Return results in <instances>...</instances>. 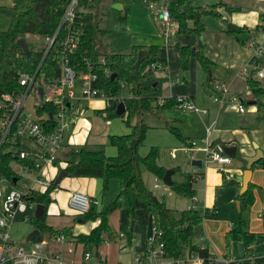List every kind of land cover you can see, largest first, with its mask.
Here are the masks:
<instances>
[{
    "label": "trees",
    "instance_id": "trees-1",
    "mask_svg": "<svg viewBox=\"0 0 264 264\" xmlns=\"http://www.w3.org/2000/svg\"><path fill=\"white\" fill-rule=\"evenodd\" d=\"M102 1L79 0L77 12L81 31L78 42L70 55V61L77 73L88 70L96 71L98 74L97 85L103 87L113 97L118 94L121 80L130 86L129 94L122 97L125 105L123 112L116 113V103L95 108L94 112L101 114L106 119L112 115H119L128 126L132 127V131L108 134V143L115 147L114 154H107L102 143L63 142L61 144L54 164L62 162L63 165L43 190L32 191L28 195V199L45 205L38 215L32 212L26 217V220L39 230V234L31 241L42 240L44 235L53 236L60 232L66 235L71 234L69 227L54 228L45 222L46 208L51 202L52 192L57 186L56 177L59 170L63 169L64 176L100 178L102 192L108 189L112 178H117L119 182L116 195L109 200L104 209L99 208L97 204H92L88 211L79 214L84 220L99 218L98 224L92 227L88 233L80 232L74 235L77 241L83 243L84 251L89 250L88 246L91 245L93 251L98 252L101 243L114 237L115 231L109 224L108 216L116 209H124L127 213V220L120 222L118 229L126 234L129 241L132 236L131 220L135 219L136 210L141 209L145 218H152L154 235L164 243L166 256L175 258L183 255L186 251L194 250L207 260L211 254L207 247L195 242L193 229L204 217L212 216L214 212H210L208 208L200 211L193 206L180 210L171 207L154 193L143 179L144 170L152 172L159 178H162L166 170V167L157 161L159 149L156 145H151L145 154H141L139 151L149 128V124L143 120V114L150 113L160 117L164 115L165 110L179 107L176 94L163 96L160 101L157 96L152 94V85L144 83V80L155 68L165 66L167 61L159 55L160 46L157 44H133L127 52L107 50L101 39V36L106 33V29L99 25ZM67 2L68 0H12L10 4H0V12L9 18L8 26L5 29H0V96L4 93L21 94L24 86L19 82L20 75L23 72L34 75L36 96L33 107L35 115L49 129L54 124L51 113L56 112L58 104L47 96L53 95L57 84L56 78L59 75V64L54 57L52 48L44 53V45L33 48L26 42L28 47L24 49L17 41L19 38L25 39V35L29 33L39 35L52 33ZM218 3L222 4L227 12L239 8L221 2L205 6L195 3V0H170L167 8L170 20L177 24L178 34L199 36L205 30L202 21L203 14H211L226 23L228 22L227 17L215 9ZM244 28L240 26L242 31H245ZM226 31L235 35L241 43H245L247 40L240 39L239 33L236 31ZM173 46L178 53L179 64L183 69H187L191 56L198 59L203 69L212 68L214 61L200 48L182 44L179 41H176ZM141 48L147 49L148 52L138 58V50ZM100 57H103V61L100 60ZM105 69L109 73H106ZM255 72L256 70L252 68L246 76V82L251 90V101L256 105L257 112L264 113V85L255 76ZM112 73H114L113 77ZM38 86H42L44 90L42 99L39 97ZM205 89L210 93L215 91L212 79L207 78ZM78 105L79 100L77 104L74 103L70 107L68 118L77 114ZM180 120L177 117H166L165 124L183 144H189L190 138L183 136L177 125ZM1 137L0 129V177H4L14 184L13 179H18L21 175L14 169L13 161L19 163L21 167H29L30 170L35 166L31 159L16 156L21 140L19 136H15L10 131L3 140ZM257 164L264 168V154L253 164V167ZM141 165L144 166V169H141ZM172 167L175 170L174 173L181 171L179 165ZM199 174V171L184 172L182 178H172L169 187L178 195L193 197L196 193L194 182ZM253 186L254 184L250 181L247 190L236 196L240 200L237 225L228 228L224 233V238L227 248L232 240L241 241L250 264H264V255H254L252 252V244L258 233L247 228L243 216L247 206L254 200ZM260 216L262 217L261 232L264 234V211L260 213ZM41 264H45V262Z\"/></svg>",
    "mask_w": 264,
    "mask_h": 264
},
{
    "label": "rangeland",
    "instance_id": "rangeland-1",
    "mask_svg": "<svg viewBox=\"0 0 264 264\" xmlns=\"http://www.w3.org/2000/svg\"><path fill=\"white\" fill-rule=\"evenodd\" d=\"M170 0H103L101 2V17L99 20L100 27L106 29V33L101 36V39L105 43L107 50H114V51H123L127 52L131 49L133 44H157L160 46L159 55L164 57L167 61L165 66L157 67L155 70L149 74V76L144 80L145 84L152 85V94L157 96L160 100L163 96L170 95L171 92L178 93V94H192L194 95V100L196 101L197 105L205 106L207 103L213 101L212 98L209 96L207 90L205 89V84L207 82V78L209 76L208 69H203L195 56H191L188 60L187 69H183L179 64V56L174 48L173 44L176 41H179L182 44H187L189 42V37L193 38V35L190 34H178L177 33V24L175 23V29L170 28L167 30L165 34V25L161 23V20L158 18H154L155 15L159 12L161 7H167ZM213 0H195V3L200 5H209ZM245 1V0H244ZM12 0H0V4H10ZM117 2L120 4V8L115 7L114 3ZM247 2V0H246ZM152 5V6H151ZM218 3L215 6V9L218 10ZM153 8H151V7ZM220 11V10H218ZM228 15L225 12V16ZM124 16V17H122ZM202 21L205 26V30L202 33H206V35H212L214 29L217 25L222 22L220 18L211 14H203ZM9 18L5 14L0 12V29H5L8 26ZM174 29V30H173ZM176 30V31H175ZM254 36L256 38H264V32L262 30L255 31ZM200 37V36H199ZM26 42L29 46L33 48H39L44 44V39L42 35L39 34H26L25 35ZM202 50V49H201ZM203 51V50H202ZM148 50L145 48H141L138 50V58H141L145 54H147ZM185 71H188L189 76L185 78ZM250 69L247 74L250 73ZM213 78L215 80H228L231 78L230 72L224 68V66L217 64L216 68H214ZM246 75V74H245ZM245 75H241L239 79L236 80L237 86L232 85L234 88L230 90L233 92L238 93L241 92L245 95L246 98H251V93L246 94L242 91L247 90L246 82L244 80ZM264 81V78H262ZM230 81V80H229ZM155 83V85H153ZM226 83V84H227ZM262 83V82H261ZM75 93L78 95L79 93V86L75 84L73 86ZM240 89V90H238ZM129 94V89L126 83H123L118 91V94L115 97H107L104 95L95 96V97H81L79 99V105L77 106V118L76 124L79 122L81 118H86L90 120V128L87 130L89 132V139L88 144H95V143H102L105 146V150L107 154H114L115 147L108 143V134L109 133H124L132 131V127L128 126L123 118L119 115H112L109 118H103L101 114L94 112L95 108H102L108 105V103H117L122 100L123 96H127ZM47 95V94H46ZM36 91L32 89L27 97L25 102V107L28 110H34L33 103L35 101ZM264 98V97H263ZM73 102L77 104V98H73ZM252 104H245L246 112L243 114L237 113L236 111L232 110L229 114V122L239 124V122H247L249 124L248 131H251L255 134L256 139H251L250 144L253 145L254 143L258 144V140L264 139V116L262 113H258L256 108H251ZM221 110L218 112L217 119L218 125L221 124L220 119ZM164 116V117H163ZM158 117L157 115H153L150 113L143 114V120L149 124V128L146 132V137L143 144L140 146L139 151L141 154H145L151 145H156L159 149L157 161L158 163L166 166V168L171 167L172 165H179L181 168L180 172L173 173L172 178H182V174L184 172H192L191 169L193 165L191 163V151H183L178 149L177 151L173 152V148L182 146L183 143L180 139L173 134L165 124L166 117H177L181 120L177 122L179 126L180 132L183 136H188L189 138L198 139L201 137V134L204 133L205 123L204 118L205 115H198L194 112L182 110L181 108H174V109H167L164 111V115ZM212 118V117H211ZM214 118V117H213ZM226 121V120H225ZM230 125V124H229ZM70 127H72L70 125ZM69 127V129H70ZM85 128L86 125H85ZM68 130L65 131L64 140L66 141V136L69 132ZM71 132V131H70ZM67 133V134H66ZM103 135L106 136V141H91L90 138H98L102 137ZM90 140V141H89ZM91 142V143H90ZM254 146V145H253ZM259 146V145H258ZM20 149L25 150L29 156H33L40 160L38 155V147L37 145L27 137L21 138L20 141ZM194 154L198 157L202 156L201 152H194ZM245 153H241L237 151L234 155H231L232 161H245L242 157ZM14 169H16L19 174L21 175L17 181V185L26 184V185H34L33 178L37 175L38 171L34 168L31 171L21 167L16 161L12 162ZM63 165L62 162H59L57 165L51 166L46 162H42V169L41 174L44 178L50 179L55 174V169L60 168ZM206 162L203 161L201 165V170H204ZM257 167H261L259 164L256 165ZM29 169V167H27ZM221 173V171H219ZM143 179L145 184L153 190L154 193L159 195L160 198L164 199V201L172 207H176L179 210L182 207L189 205L190 197L182 196L176 194L171 188V193H168L169 190L167 188V184L162 181V178H159L152 172L148 170L143 171ZM155 181L161 182V187L167 189L164 195L159 194V190L153 187V183ZM33 182V183H32ZM196 182V181H195ZM194 182V186H196ZM38 184V183H36ZM4 186V185H3ZM38 187L43 188V185H38ZM119 189V182L117 178H112L109 182V187L107 190L102 192L100 196V205L101 209H104L109 200L113 198ZM240 191V187L238 188ZM54 202V200H51ZM178 204V205H176ZM235 202L232 204V208L229 213H222L220 212L217 215L211 216L210 219H216L218 224L222 225V228H228L225 224V221H231L234 225L237 224L238 220V213L236 212L235 208L233 207ZM252 205V204H251ZM251 205L249 204L246 210L243 213L245 220H247L250 212H251ZM67 206L71 208L67 202ZM200 211H203L202 207H199ZM260 209H257V212ZM123 212L121 209L113 210L109 216V224L114 229L115 234L118 235L119 229V219L122 216ZM25 214L17 212L13 223L15 222L16 225L21 223L25 220ZM257 214V213H256ZM137 224H139V228L141 231L145 232L148 228L146 224V220L144 218L142 210H138L137 213ZM259 217V216H258ZM136 218V217H135ZM151 218V217H150ZM260 218H262L260 216ZM209 219V218H208ZM206 220V230L208 233H214L215 230L210 227V223L212 220ZM152 220V218H151ZM12 223V224H13ZM216 223V226L218 224ZM203 228L202 220L194 226V240L198 241L199 234L201 233V229ZM219 233V230L216 232ZM12 236V235H11ZM220 236V235H219ZM132 246L138 243V239L132 234ZM17 244H21L22 239L19 237H13ZM121 241L117 240L114 241L113 239L110 240L104 246V250L107 252L108 255V264H114L117 255H119V247L118 245H122ZM135 241V242H134ZM137 241V242H136ZM122 243V244H121ZM128 248L130 245L127 244ZM222 247H224V241L222 242ZM229 249H227L228 251ZM247 255V254H246ZM95 252H92V260L95 259ZM127 260V258H126ZM124 262V260H123ZM122 262V263H123ZM244 264H248L247 261H243ZM105 264V263H103ZM119 264V262L117 263Z\"/></svg>",
    "mask_w": 264,
    "mask_h": 264
},
{
    "label": "crops",
    "instance_id": "crops-1",
    "mask_svg": "<svg viewBox=\"0 0 264 264\" xmlns=\"http://www.w3.org/2000/svg\"><path fill=\"white\" fill-rule=\"evenodd\" d=\"M221 2L229 6H237L239 7L236 10L231 12H227L224 9V6L220 4L218 6V10H220L225 16V12L228 13L226 15L228 21L234 22V24L238 26L245 27L244 30L249 33V38L245 43H241L235 35L228 33L226 30V22L220 21L217 27L214 29L212 35H206V33H202L199 36H194L193 38L189 37V42L187 44L200 48L203 52L214 61L212 68H210V76L209 79H212V82H218L219 80H215L213 78V70L216 68L217 64L224 66L227 72H230L231 78L228 80H221L220 82L227 83L231 88H234L232 85L237 86L236 80L241 78V75H245L244 80L246 82V76L249 69H252V66H248V62L256 58L258 63V67H264V64L261 62V55L264 53V38H256L254 36L255 31L261 30L260 27L264 22V0H213L211 3ZM151 7V6H150ZM153 8V7H151ZM154 9V8H153ZM175 23L169 27L170 30L172 28L175 29ZM168 28V29H169ZM173 29V30H174ZM176 31V30H175ZM178 33V32H177ZM180 42V38H179ZM162 56V55H161ZM247 64V65H246ZM246 65V71H243V66ZM189 74V73H188ZM264 85V81L262 78L264 76L255 75ZM185 78H187L185 76ZM246 88L248 89V85L246 82ZM240 90V89H238ZM241 91V90H240ZM246 90L242 91L243 93ZM238 93L242 94L238 91ZM171 94H178L171 92ZM210 96V92H208ZM192 95V94H189ZM194 98V95H192ZM251 98H246L244 100L245 104H252L251 108H256V105L253 103H249ZM208 108V114L205 115L204 121L215 119L214 127H213V137L216 140H220L224 144L236 145V152L239 151L245 154H253L255 148L250 144L251 139H256L255 134L251 131H248L249 124L247 122H239V124L229 122V114L232 110L237 113L243 114L244 112H239L225 104H220L215 101H211L205 105ZM221 110L220 119L221 124L218 125L217 115ZM212 117V118H211ZM77 118V117H76ZM226 120V121H225ZM230 124V125H229ZM85 125L87 128H85ZM90 120L86 118H81L79 122L76 124L75 122L71 125L69 132L66 136V141L69 143H88L89 132L87 130L90 128ZM71 131V132H70ZM205 133V129H204ZM202 133L201 136L204 134ZM91 141H101L104 143L106 141V136L95 140V138H90ZM89 140V141H90ZM258 145L264 150V139L258 140ZM91 143V142H90ZM36 144V143H35ZM37 145V144H36ZM20 146V145H19ZM38 147V145H37ZM39 152V147H38ZM29 156V155H28ZM31 158H35L33 156H29ZM193 159H200L197 157L190 158L191 163ZM203 161H201L202 165ZM19 164V163H18ZM20 165V164H19ZM192 170H197L200 172L199 176L196 179V193L193 197H190V203L187 206L182 207H192L195 206L197 209L199 207L208 208L214 212V216L222 213H229L232 204L237 200V195L240 194L238 188L241 186L240 175L245 165V161H231L225 165H217L212 162H206L204 170H201V165L193 164ZM21 166V165H20ZM173 166V165H172ZM171 166V167H172ZM166 167V166H165ZM59 168H56L55 171L58 172ZM221 171V173L219 172ZM173 176V175H172ZM57 181V186L52 192V199L54 202H50L46 208V218L45 222L47 225H50L54 228H62L69 227L71 230V235L73 236V243L68 245L66 242L60 243L54 240L53 236L44 235V252L49 256L48 260L45 261V264H81L84 247L83 243L77 241L75 238V234L83 232L88 233L92 227L98 224L99 218L94 220H81V216L77 214L73 209L67 206L68 197L73 190H81L86 192L90 197H94L98 199V207L100 205V196L102 195V183L101 179L94 176H61ZM250 181L254 184L253 193L254 200L250 204L251 212L246 220V226L249 230L257 232V236L255 241L252 244V252L254 255H264V234L262 231V218H260V213L264 211V168L254 166L252 168V174ZM155 183H159L155 186ZM161 182L155 181L153 183V187L160 189L159 194L164 195L167 189L161 187ZM169 192L171 193L169 185L167 186ZM153 191V190H152ZM101 194V195H100ZM169 205V204H167ZM178 205V204H176ZM170 206V205H169ZM172 207V206H171ZM237 212L236 204L233 206ZM100 208V207H99ZM176 208V207H174ZM178 209V208H176ZM257 209L260 211L257 212ZM123 212L121 218L119 219V223L127 220V213L124 209H121ZM141 210V209H138ZM136 210V213L137 211ZM179 210V209H178ZM35 212V211H34ZM143 212V211H142ZM22 213V212H21ZM257 213V214H256ZM24 214V213H23ZM144 215V214H143ZM213 216V215H212ZM259 216V217H258ZM145 218V216H144ZM209 218V219H208ZM211 216H206L202 219L203 228L201 229V233L199 234V240L195 241L200 245H204L207 247L209 253L211 255H219L229 253L235 260L244 264L243 261H247L250 264V261L246 255L245 248L241 241L232 240L230 242L229 248L226 247L224 233L225 231L234 225L231 221H225V224L228 228H222L221 224L217 223V220L210 219ZM212 220L210 223V227H212L215 232L208 233L206 230V220ZM146 224L148 226L145 232L141 231L139 228V224H137V215L134 219V224L132 227V234L138 239V243L132 246V241L123 240L121 241L122 245H118L119 247V255L114 262V264H132L134 260V256L136 254H141L146 247L147 239L151 236L153 226L151 218H145ZM216 223L218 226H216ZM119 225V224H118ZM237 225V224H236ZM36 228L32 223L25 220L18 225L15 222L11 227V235L13 237L23 238L20 245L28 248L31 245V240L27 241L26 237L28 233ZM219 230V233H216ZM220 235V236H219ZM117 241L119 240V236L114 234V237L104 241L98 247V252H95V260H92V254L90 257L91 264H108V255L104 250L105 244H107L110 240ZM127 239V238H126ZM224 241V247H222V242ZM135 242V241H134ZM137 242V241H136ZM131 246H127L129 244ZM227 249H229L227 251ZM93 252V248L91 249ZM59 254L56 256V254ZM127 258V260H126ZM124 260V262H123ZM123 262V263H122Z\"/></svg>",
    "mask_w": 264,
    "mask_h": 264
},
{
    "label": "built area",
    "instance_id": "built-area-1",
    "mask_svg": "<svg viewBox=\"0 0 264 264\" xmlns=\"http://www.w3.org/2000/svg\"><path fill=\"white\" fill-rule=\"evenodd\" d=\"M78 5L79 0H68L54 31L42 35L44 39V53L52 48L54 57L59 64L56 87L53 90V95L47 96V98H51L53 102L58 104L56 112L51 113V118H54L53 126L49 129L45 123L38 119L34 110H28L25 107V102L30 91L36 88L34 86V75L29 72H23L19 77V82L24 86L21 94L4 93L0 96L1 139L3 140L10 131L15 136H19L20 139L27 137L38 145V155L40 158V160L31 158L25 150L20 148L16 152L18 158H29L34 163V169L38 171L37 175L33 178L36 181L34 185L21 184L18 186L17 181L19 178L12 184L6 178L0 177V264H6L7 262L9 264H41L48 260L49 256L43 250L44 240L31 241V245L28 248L16 243L15 239L11 236L13 219L17 212H28L30 214L35 211L37 203L28 199V195L32 191L43 190L57 174V171H55L52 178L46 179L41 174L40 169H42V162H46L51 166L55 165L54 160L59 153L61 144L64 142L65 131L76 120L77 114L68 118L70 107L74 104L73 98L79 100L81 97L89 98L101 95L109 98L112 97L103 87L97 85L98 74L96 71L88 70L77 73L71 64L70 55L78 42L81 31L77 12ZM154 18H159L161 23L165 25L166 34L168 28L173 24L170 20L168 8L161 7ZM260 29L264 32V22ZM100 60L103 61V57H100ZM247 64L256 70L255 74L257 76H264V67H258L256 58L251 59ZM246 65L243 66V71H246ZM105 72L109 73L107 69H105ZM123 83L126 82L121 80L119 85L121 86ZM75 84L79 86L78 95L73 89ZM126 85L128 88L130 87L127 83ZM213 88L215 91L210 93L213 101L225 104L239 112L246 111L244 94L231 91L228 84L220 81L213 83ZM245 93L250 94V88ZM176 100L182 110L194 112L198 115L208 114V108L197 105L194 98L189 94H176ZM204 123L205 133L200 138H190L189 144L175 147L173 148V152L178 149L191 151V158L197 157L200 158V161L212 162L219 166L228 164L231 161V155L224 151L225 144L213 137L212 132L215 119L206 120ZM194 152H201L202 156L198 157ZM25 169L31 171L28 168ZM196 171L192 170L191 173ZM158 184L155 183L154 185L157 186ZM38 185H43V188L38 187ZM98 202V199L90 197L86 192L81 190H73L68 197L69 206L77 214L88 211L92 204H98ZM208 210L213 212L210 209ZM28 214H25V218ZM118 236L119 240H128L123 231H119ZM53 238L60 243L66 242L68 245H71L74 241L71 234L66 235L63 232L56 233L53 235ZM132 239L133 237L131 236L129 241H132ZM91 254L90 250L84 251L81 264H91ZM57 255L59 254L57 253ZM181 263L241 264L240 261L235 260L229 253L209 255L207 260L198 251L194 250L186 251L183 255L175 258L168 257L165 255L164 243L156 238L153 230L151 236L147 239L145 250L141 254L134 256L132 264Z\"/></svg>",
    "mask_w": 264,
    "mask_h": 264
},
{
    "label": "water",
    "instance_id": "water-1",
    "mask_svg": "<svg viewBox=\"0 0 264 264\" xmlns=\"http://www.w3.org/2000/svg\"><path fill=\"white\" fill-rule=\"evenodd\" d=\"M114 6L115 7H118L120 8V4L115 2L114 3ZM226 29L227 30H231V31H236L238 32V37L242 40H246L249 38V33L246 32V31H242L240 29V26L234 24V22L232 21H228L226 23ZM22 48L26 49L28 47L26 41L24 38H19L18 41H17ZM261 62L264 64V53H262L261 55ZM210 72L211 70L208 69V74L210 76ZM111 76L113 77L114 76V73L111 74ZM185 76L188 77L189 74H188V71H185ZM153 85H155V83H153ZM44 90H43V87L42 86H38V93H39V97L42 99L43 98V95H44ZM249 103H253L252 101H248ZM125 109V105H124V101L121 100L117 103L116 105V113H121L123 112ZM262 116H264V113H262ZM254 148H255V151L253 154H245V155H242L243 159L245 160V165H244V168L242 170V173L240 175V180H241V186H240V194H242L243 192H245L248 188V185H249V182H250V178H251V174H252V168H253V164L255 162H257L262 156H263V149L261 147L258 146L257 143H254ZM236 145H229V144H225L224 145V151L230 155H234L236 153ZM192 163L195 164V165H201V161L200 159H193L192 160ZM141 169H144V166L141 165ZM174 168L173 167H169V168H166L163 176H162V181L164 183H166L167 185L171 184L172 182V174L174 173ZM64 175V170L63 169H60L59 170V173L56 177V180H58L61 176ZM16 178L13 179V182L15 183L16 182ZM236 209L237 211L240 210V200L237 199L236 200ZM45 205L43 203H40L38 202L36 204V208H35V214L38 215L43 209H44ZM81 220H84V218L81 216ZM133 224H134V220L132 219L131 220V225L130 227L132 228L133 227ZM39 234V230L37 228H33L27 235L26 237V240L27 241H30V240H33L35 238L36 235ZM88 249L91 251L92 249V246L89 245L88 246Z\"/></svg>",
    "mask_w": 264,
    "mask_h": 264
}]
</instances>
